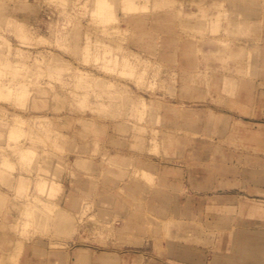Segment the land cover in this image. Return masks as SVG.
<instances>
[{
    "label": "rangeland",
    "instance_id": "374dc122",
    "mask_svg": "<svg viewBox=\"0 0 264 264\" xmlns=\"http://www.w3.org/2000/svg\"><path fill=\"white\" fill-rule=\"evenodd\" d=\"M263 71L264 0H0V264L264 241Z\"/></svg>",
    "mask_w": 264,
    "mask_h": 264
},
{
    "label": "crops",
    "instance_id": "0c3cea01",
    "mask_svg": "<svg viewBox=\"0 0 264 264\" xmlns=\"http://www.w3.org/2000/svg\"><path fill=\"white\" fill-rule=\"evenodd\" d=\"M257 87L253 94L255 95H262L264 96V71L262 72L261 76L258 77ZM264 101V99H263ZM173 110V109H172ZM259 111V110H258ZM255 112V118L261 117L260 119H264V110H261V115ZM263 122V121H262ZM261 125L264 126V123ZM98 132L101 135H105L108 137L106 129L102 126H96ZM67 135L65 132L63 133ZM109 138L111 136L109 135ZM121 145H126L125 142H119ZM140 149H143V146H140ZM143 190V188H140ZM144 191V190H143ZM103 197H108V193L102 192L100 195ZM158 201L161 204L167 205L171 201V196L169 193L161 192L159 190H151L147 196V198H143L142 201ZM179 207V206H178ZM181 209V207H179ZM139 222V221H138ZM221 226L229 227L232 223L229 220L222 222L220 221ZM264 240V239H263ZM232 248V247H231ZM233 255L231 256H219L214 259L213 264H264V261L260 258L261 254L264 252V241H252V243L244 244V247L239 243L235 242L233 245ZM175 255L180 258L182 261H189L190 254L185 248H179L176 250ZM60 256H64L61 254ZM117 260V255L111 252H104L101 255H93V253L89 252L87 249L82 248L78 252L74 254V261L77 264L89 263L92 262L94 264H115Z\"/></svg>",
    "mask_w": 264,
    "mask_h": 264
},
{
    "label": "bare ground",
    "instance_id": "6f19581e",
    "mask_svg": "<svg viewBox=\"0 0 264 264\" xmlns=\"http://www.w3.org/2000/svg\"><path fill=\"white\" fill-rule=\"evenodd\" d=\"M100 1H101V0H100ZM102 2H103V1H102ZM98 3H99V2H98ZM98 3H97V4H98ZM101 4H102V3H101ZM103 4H105V3H103ZM103 4H102V5H103ZM106 4H107V3H106ZM106 6H107V5H105L103 8H105ZM96 7H98V5H96ZM99 7H101L100 4H99ZM101 8H102V7H101ZM101 10H102V9H101ZM78 125H79V124H78ZM54 134H57L58 136H60L58 133H55V132H54ZM61 136H62V135H61ZM64 137H65V136H64ZM28 151H30V152H31V155H32V151L29 149V150H27L26 152H27V153H30V152H28ZM26 155H27V154H26ZM28 155H29V154H28ZM28 155H27V156H28ZM24 156H25V155H24ZM32 156H33V155H32ZM116 158H117V157H116ZM119 160H120V159H119ZM117 162H118V161H117ZM121 162H122V161H121ZM97 163H98V162H97ZM101 165H102V164H101ZM47 182L49 183V181H47ZM47 182H46V183H47ZM50 182H51V181H50ZM52 182H54V181H52ZM46 183H45V184H46ZM40 184H42V183H40ZM43 184H44V182H43ZM43 184H42V185H43ZM78 184H79L80 187H82L83 189H84V188H85V189H88V188L91 186L89 182H85V183H83L82 180H80V179L77 181V185H78ZM51 185H52V184H51ZM43 186H44V185H43ZM47 186H48V185H47ZM47 186H46V187H47ZM49 186H50V185H49ZM44 187H45V186H44ZM54 187H55V186H54ZM73 224H74V223H73ZM75 224H76V223H75ZM73 226H74V225H73ZM75 226H76V225H75ZM69 227H70V226H69ZM74 228H75V227H74ZM67 229H68V228H67ZM71 230H72V229H71ZM68 232H69V231H68Z\"/></svg>",
    "mask_w": 264,
    "mask_h": 264
}]
</instances>
